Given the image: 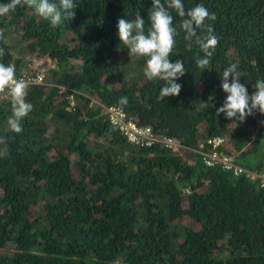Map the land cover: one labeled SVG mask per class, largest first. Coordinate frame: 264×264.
<instances>
[{
  "label": "trees",
  "instance_id": "obj_1",
  "mask_svg": "<svg viewBox=\"0 0 264 264\" xmlns=\"http://www.w3.org/2000/svg\"><path fill=\"white\" fill-rule=\"evenodd\" d=\"M73 2V18L58 26L27 5L0 17V63L16 74L28 58L42 59L32 70L44 66L42 80L28 83L33 110L20 133L7 123L11 97H0V264H264V188L246 174L264 170V114H216L230 64L250 95L264 79V0H183L186 10L215 13L206 24L219 42L200 70L203 53L180 32L169 58L187 71L179 95L163 100L164 82L145 78L147 58L130 54L117 28L139 13L147 32L152 0ZM111 104L180 150L131 145L109 121ZM212 134L224 135L222 149L246 171L203 163L195 148Z\"/></svg>",
  "mask_w": 264,
  "mask_h": 264
},
{
  "label": "clouds",
  "instance_id": "obj_2",
  "mask_svg": "<svg viewBox=\"0 0 264 264\" xmlns=\"http://www.w3.org/2000/svg\"><path fill=\"white\" fill-rule=\"evenodd\" d=\"M21 5L35 8L36 13L43 19L49 20L53 26H58L61 23L62 15L72 19L74 16L72 10L76 7L73 0H59V5L50 2V0H8L7 3H0V17ZM172 11L180 18V22L176 26H173ZM215 19V13L210 12L203 4H197L186 10L183 0H164L163 3L162 0H152V8L148 12L150 27L147 28V32L145 31V19L139 13H136L135 19L130 22L123 18L118 19L117 28L120 41L126 45L130 54L147 58L146 66L143 69L145 78L149 81L164 82L159 91L158 100L178 96L181 92L182 85L176 81L187 71L184 61L176 60L173 63L169 58L176 45L175 38L181 31L185 33L183 38L187 42V48L191 50L195 44L203 53L202 57L196 59V67L200 70L208 69L219 38L214 34L212 26L206 24V21ZM3 39L4 30L0 29V40ZM4 54V49L0 48V56ZM240 79L235 63L223 70L220 87L227 96L222 106L216 110L217 116L223 113L229 120L244 122L246 117L254 115L257 111L264 114V79L256 81L253 85L255 91L251 95L247 88L240 83ZM28 87L29 84L25 79H16L15 64L6 66L4 63H0V94L11 97L12 115L8 118L7 123L10 130L16 133L22 131L21 120L33 110V105L25 100ZM119 103L127 105L128 97H121ZM126 118L133 120L138 125H145L137 122L135 118L128 117L127 114ZM173 139L175 140V138ZM0 143H5L4 138L0 137ZM152 144L136 145L131 143L137 147H147ZM157 145L163 147L159 141H157ZM167 149L180 150L179 145L177 148ZM178 189L181 194H191L187 187L178 185Z\"/></svg>",
  "mask_w": 264,
  "mask_h": 264
},
{
  "label": "built area",
  "instance_id": "obj_3",
  "mask_svg": "<svg viewBox=\"0 0 264 264\" xmlns=\"http://www.w3.org/2000/svg\"><path fill=\"white\" fill-rule=\"evenodd\" d=\"M31 60V58H29ZM25 79L28 83L39 82L42 80L41 70L36 72L23 71L16 74V79ZM4 94H0V97ZM108 118L111 123L116 125L126 139L136 145H148L154 141H159L161 146L166 148H181L172 137L167 135L157 136L147 125H138L133 120L126 118V114L119 104H111L106 107ZM226 145L224 135L212 134L200 141L195 150L200 153L201 160L205 165L219 164L222 168L230 170L233 174L246 171L233 161V152L222 149ZM246 174L257 179L258 185L264 188V170H247Z\"/></svg>",
  "mask_w": 264,
  "mask_h": 264
},
{
  "label": "rangeland",
  "instance_id": "obj_4",
  "mask_svg": "<svg viewBox=\"0 0 264 264\" xmlns=\"http://www.w3.org/2000/svg\"><path fill=\"white\" fill-rule=\"evenodd\" d=\"M27 61H29V62H27L24 66L27 68V69H32L33 68V66H34V64H41V61H42V59L39 57L38 59H36V60H34V57H32L31 58V60L28 58V60ZM131 66V65H130ZM43 69H44V66H41V67H39V69H36V70H42L43 71ZM96 101L95 100H92L91 101V103L92 104H94Z\"/></svg>",
  "mask_w": 264,
  "mask_h": 264
},
{
  "label": "crops",
  "instance_id": "obj_5",
  "mask_svg": "<svg viewBox=\"0 0 264 264\" xmlns=\"http://www.w3.org/2000/svg\"><path fill=\"white\" fill-rule=\"evenodd\" d=\"M34 67V66H33ZM25 71H31V72H36V71H38V70H32V69H30V70H27L26 69V67L24 66V68H23ZM37 69V68H36ZM23 72V71H22Z\"/></svg>",
  "mask_w": 264,
  "mask_h": 264
}]
</instances>
